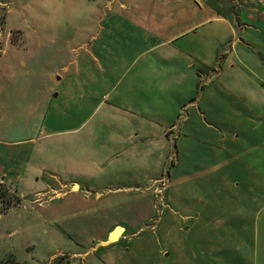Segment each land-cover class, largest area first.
<instances>
[{"label": "crops", "instance_id": "0c3cea01", "mask_svg": "<svg viewBox=\"0 0 264 264\" xmlns=\"http://www.w3.org/2000/svg\"><path fill=\"white\" fill-rule=\"evenodd\" d=\"M233 1H0V11L6 10L0 30V177L22 204L27 195L36 197L31 208L67 242L63 253L83 258V264L122 260L121 243L152 221L168 191L167 177H159L173 150L171 137L202 83V97L191 105L196 115H189L180 134L196 137L198 123L220 129L208 122L205 108L218 110L214 123L228 122L216 94L210 96L215 105L204 106L205 86L215 91L226 76L225 68L216 70L218 63L242 79L243 92L261 91L264 0H242L241 19L255 26L236 22ZM78 11L86 12L82 19L75 17ZM239 32L242 39L235 38ZM250 52L260 56V70L250 64ZM240 107L231 120L236 137L215 132V155L231 158L215 164L219 171L238 165L250 150L251 135L241 125L253 123L254 113L264 123V114L243 97ZM260 149L264 158V141L251 148ZM118 227L122 232L107 245Z\"/></svg>", "mask_w": 264, "mask_h": 264}, {"label": "rangeland", "instance_id": "374dc122", "mask_svg": "<svg viewBox=\"0 0 264 264\" xmlns=\"http://www.w3.org/2000/svg\"><path fill=\"white\" fill-rule=\"evenodd\" d=\"M0 1L6 2L7 6L15 3V0ZM80 1L93 3V0ZM233 3L239 8L236 22L254 25L241 19L243 1ZM227 6L224 4L225 10ZM85 14V11H78L75 17L82 19ZM12 35L14 39H21L19 33ZM253 35L255 41L260 34L257 31ZM237 37L242 39V33L239 32ZM251 53L254 52H250L249 60ZM259 58L255 53L250 60V64L255 62L256 70L261 67ZM222 68H225L226 76L215 85V91L205 86L204 106H214L215 99L210 96L216 94V99L223 105L220 115L228 122L214 123L211 115H218V110L211 112L205 108L208 122L220 128L218 130L231 140L237 135V125L231 124V120H237L233 116L243 110L240 98H245L255 110L264 114V83H258L261 91L255 88L252 94L245 93L240 86L244 84L240 81L242 79L226 73V63H218L216 70L221 72ZM204 85L202 83L197 92V101L202 97ZM196 100L183 107L177 129L171 137L173 150L159 177V180L167 177L169 186L165 190L168 191L158 199L152 221L142 225L137 236L126 237L127 242L121 243L125 254L116 264H264V158L262 149L251 150L264 141V123L254 113L253 123L249 121L241 125L244 132L251 135L247 140L250 150L240 157L238 165L219 171L215 164L229 162L231 158L228 153L220 157L215 155L214 147L218 146L215 132L219 133L218 130L204 128L198 123L195 124L196 137L180 134L189 115L192 120L196 115L191 109ZM28 191L24 192L28 194ZM35 198L32 194L27 195L25 203L0 218V264H83V258H72L63 253L68 250L67 242L55 237L54 228L41 224L31 208L38 203L30 204ZM12 232L15 233L12 237L5 236Z\"/></svg>", "mask_w": 264, "mask_h": 264}, {"label": "trees", "instance_id": "16d2710c", "mask_svg": "<svg viewBox=\"0 0 264 264\" xmlns=\"http://www.w3.org/2000/svg\"><path fill=\"white\" fill-rule=\"evenodd\" d=\"M4 17H2L3 21ZM2 28L0 27V30ZM16 43L21 44L17 39L13 40ZM2 45L0 43V52ZM22 199L17 195L15 191L12 190L10 185L6 182L3 177H0V215H5L10 212L14 207L22 204Z\"/></svg>", "mask_w": 264, "mask_h": 264}, {"label": "water", "instance_id": "95a60500", "mask_svg": "<svg viewBox=\"0 0 264 264\" xmlns=\"http://www.w3.org/2000/svg\"><path fill=\"white\" fill-rule=\"evenodd\" d=\"M6 10L5 9H2L0 11V25H2V20H1V17L5 14ZM122 231V228L121 227H118L110 236L109 240L107 241V245H110L112 243H114L119 235V231Z\"/></svg>", "mask_w": 264, "mask_h": 264}, {"label": "built area", "instance_id": "2783aa9c", "mask_svg": "<svg viewBox=\"0 0 264 264\" xmlns=\"http://www.w3.org/2000/svg\"><path fill=\"white\" fill-rule=\"evenodd\" d=\"M162 186H163V188L166 186V179H164V181L162 182Z\"/></svg>", "mask_w": 264, "mask_h": 264}, {"label": "bare ground", "instance_id": "6f19581e", "mask_svg": "<svg viewBox=\"0 0 264 264\" xmlns=\"http://www.w3.org/2000/svg\"><path fill=\"white\" fill-rule=\"evenodd\" d=\"M122 231L120 230L119 233H121Z\"/></svg>", "mask_w": 264, "mask_h": 264}]
</instances>
